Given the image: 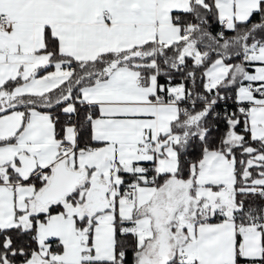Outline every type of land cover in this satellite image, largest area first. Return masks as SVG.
Masks as SVG:
<instances>
[{"label":"snow or ice","instance_id":"snow-or-ice-1","mask_svg":"<svg viewBox=\"0 0 264 264\" xmlns=\"http://www.w3.org/2000/svg\"><path fill=\"white\" fill-rule=\"evenodd\" d=\"M0 264H264V0H0Z\"/></svg>","mask_w":264,"mask_h":264}]
</instances>
